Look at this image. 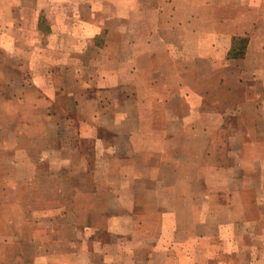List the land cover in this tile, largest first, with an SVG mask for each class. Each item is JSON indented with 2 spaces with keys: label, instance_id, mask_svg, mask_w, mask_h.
<instances>
[{
  "label": "crops",
  "instance_id": "obj_1",
  "mask_svg": "<svg viewBox=\"0 0 264 264\" xmlns=\"http://www.w3.org/2000/svg\"><path fill=\"white\" fill-rule=\"evenodd\" d=\"M55 94L66 105H56ZM0 114L12 121L0 123V264H111L117 256L111 250L121 251L125 241L126 264H196L209 239L221 246L205 247L212 263L264 264V154L250 153L264 148V0H0ZM26 114H38V138L52 139V149L68 146L66 155H38V168L37 158L29 157L36 175L56 173L52 160L58 158L68 163L64 180L71 183L74 147H100L98 173L106 180L87 190L97 203L75 201L76 186L53 191L56 197L44 207L11 196L24 191L5 183L16 152L10 137L27 129L20 121ZM218 132L227 136L217 142L226 155L213 158ZM123 138L129 152L121 149ZM188 144L200 154L186 155ZM89 163L83 173H90ZM187 164L193 166L188 171ZM124 173H233L240 185L232 180L213 191L234 198L252 192L255 204L251 197L240 200L238 215L218 223L212 210L236 209V203L201 205L196 208L208 212H193L186 227V206L159 203L171 191L155 180L162 196L152 202L153 213L163 233L139 242L116 230L139 208L137 200L127 214L118 201L123 190L115 179ZM252 178L259 179L257 188ZM204 191L203 197L212 192ZM208 225L213 233L205 232ZM255 225L260 246L247 240ZM91 228L94 233L82 238Z\"/></svg>",
  "mask_w": 264,
  "mask_h": 264
},
{
  "label": "rangeland",
  "instance_id": "obj_2",
  "mask_svg": "<svg viewBox=\"0 0 264 264\" xmlns=\"http://www.w3.org/2000/svg\"><path fill=\"white\" fill-rule=\"evenodd\" d=\"M78 51L76 50V53ZM80 53V52H79ZM64 56L66 55V51H64ZM63 56V57H64ZM75 66V65H74ZM75 71L78 74L79 67L76 65ZM48 84L50 82H47ZM64 83V82H63ZM62 84V83H60ZM63 97V98H62ZM55 94V103L58 106H64L66 105V99L64 96ZM32 102V101H31ZM108 114H113V110L110 107H107ZM82 116V115H81ZM107 116V115H106ZM41 117V116H39ZM105 117V114L103 115ZM106 119H110L109 116ZM114 120V119H112ZM20 121L27 122L28 125H30V122H32V126H36L37 128L31 129L27 125V129H22L19 131L18 134L11 135L10 137V145L11 149L16 150L15 153L11 154V162H7L11 168L13 169V173H9L12 175V178L8 181H6L5 185L9 186H20L24 191L21 193H12V197H16L17 199L22 198L24 201H32L38 203V205L42 204V206H46V203H51L52 198L56 197V194L52 193L53 191H60L64 189L65 187H74L76 186V194L70 195L73 196L75 201L78 203L84 202V201H96L97 203V194L91 195L87 190L92 187V184L95 185V187L99 186V178L100 182H104L106 180V174L105 173H98V166H99V156L101 154L100 147L97 145L91 146L92 151L87 152L83 151L82 146H75L74 147V173H70L73 177V182L71 183L64 180V173H65V165L68 163H65L63 160H60L58 158H55L52 160L53 168L55 169L56 173H39L35 174V167L32 161L29 160V157H36V163L38 168V155H49L51 153H55V156H60L59 154H65L68 152V146L64 145L61 150H55L53 148L54 141L47 140V138H44L43 136H40L38 138V114H26V115H20ZM44 118L39 119V123L44 122ZM77 121V119H76ZM2 122H12L8 116L0 114V123ZM15 133H18L14 131ZM199 133V132H196ZM123 134L124 131H123ZM63 134L58 135L57 137H62ZM198 137V135H197ZM227 138V136L223 133L218 132L215 134V137L212 139L211 149L214 152L213 158L217 156H225L226 154L224 151H222L224 146H221L218 143H221ZM206 139V138H205ZM203 138V141L205 140ZM196 140V139H194ZM199 141V139H197ZM122 143L124 145L122 146V150L125 152H129L131 150L130 146L126 143L124 138L122 139ZM121 147V146H120ZM157 148V147H155ZM168 151H173L174 146H168ZM200 147H194L192 145L186 146V155H190L189 157H194L198 153ZM203 149V147H201ZM205 148V147H204ZM146 152V150L144 151ZM182 152L184 153V146H182ZM251 155H254V157H257L258 155L264 154V148L261 147H251L250 149ZM145 154V153H143ZM91 155V156H88ZM146 155V154H145ZM41 157V156H40ZM210 158L208 157V160L204 161V165H210ZM15 160V161H13ZM90 161L89 163V171L90 173H83L88 168L87 161ZM196 165V164H195ZM263 166L264 165H260ZM259 166V167H260ZM190 167H193L192 165L187 164L184 165V168L188 171ZM256 167H258V163H256ZM258 167V168H259ZM33 170V172H32ZM64 170V172H62ZM27 171V173H26ZM88 171V172H89ZM16 172V173H15ZM55 174V175H54ZM178 176H174L172 173H124L121 179H115L117 182H121V190H123L120 195H118V201H120L124 207V209H127V214L132 211H130L131 205L138 200L139 208L135 209L134 213H132L131 217H127L125 221H121L116 226V230L118 232L125 236H128L130 234H134L136 236V240L147 242L148 240H156V238L160 237V235L163 233V229L161 223V217L158 218L154 215L153 210L154 204L152 202L155 201L157 197H161V191L160 188L153 187L155 185V180L159 182H165V185L168 186L170 189V195H167L168 197H163L162 200L159 203H164L168 206H183L185 205L186 208L184 209V216H185V226H192V223H190V215L194 212V215L201 214L202 216L208 212L209 209H198L196 207L203 205L204 207H207L212 204L221 203V202H227L228 200H232L237 205L236 209L231 208L230 210L227 208H221L212 210V218L214 220H211L212 223H218V221L222 220L224 217H229L230 215L235 216L238 215L240 212L238 209V203L240 200L247 201L251 197V201L254 203L253 198L255 196L254 193L251 192V195H241L236 196L235 198L232 197V194H220L216 191L221 189H227L229 187V184L232 180H234V183L236 185L241 184V179L234 177L233 173H176ZM248 174V173H247ZM258 174V173H255ZM53 175V178H52ZM133 175V177H132ZM137 175V176H134ZM197 175L201 177L202 179L198 180ZM19 176V177H18ZM57 176V177H54ZM158 176V177H157ZM157 177V178H156ZM264 177V173H263ZM259 180V179H258ZM258 180H255V178L251 179L252 185H254L257 188ZM260 182V181H259ZM136 186V194L132 192V186ZM2 186V184H0ZM153 188L156 189V192L153 191ZM205 188L212 190V192L208 193L207 196L203 197V193H206L207 191H204ZM80 190V191H79ZM216 190V191H213ZM23 195V196H22ZM61 197H66L67 195L64 194ZM186 196V197H185ZM2 198V195L0 194V200ZM202 199H204L202 201ZM250 201V202H251ZM107 202H114L112 198H109ZM232 202V203H233ZM94 202H91L92 204ZM251 204L252 208V215H256L257 210L254 211L253 207L254 205ZM1 205V204H0ZM94 206V204H92ZM195 205V208L193 209ZM152 207L148 208V207ZM235 207V206H234ZM1 208V206H0ZM40 208L35 209V213L40 212L38 210ZM44 211V210H42ZM130 213V214H131ZM1 214H4V211L1 212L0 209V225L2 224V216ZM263 217H264V209H263ZM187 219V221H186ZM130 221V222H128ZM141 221H144L146 224L144 226H140ZM132 222V223H131ZM98 223V222H96ZM134 223V224H133ZM183 226V227H185ZM213 226L208 225L205 228L206 233H213L212 232ZM169 230V229H168ZM186 230V229H183ZM94 229H88L83 230L82 232V238L86 235H90V233L93 232ZM170 231V230H169ZM261 232V229L258 225H255V227H252L250 230V233L254 234L248 235L247 240L252 243H258L260 246L259 240L260 237L258 236ZM166 235H169L167 233ZM85 238V237H84ZM125 239V238H124ZM210 239L204 241L203 248H201L197 252V261L196 264H216L217 262L214 261L213 263L210 262L209 254L206 252V248L210 247L220 250L221 246L215 242H212L210 244ZM210 246V247H209ZM90 248V244H89ZM92 248L97 249L98 251V244L97 242H92ZM121 249V251H128L129 246L127 242L125 241L124 246L118 247ZM212 250V249H211ZM121 251L118 249L111 250L113 254L117 252V256L113 255V259L111 261V264H126L125 261L127 258H125V254L121 256ZM129 254V252H127ZM225 257V256H224ZM223 258V256H222ZM162 258H158V260H161ZM243 262V261H242ZM82 264V262H78ZM109 263V262H108Z\"/></svg>",
  "mask_w": 264,
  "mask_h": 264
}]
</instances>
